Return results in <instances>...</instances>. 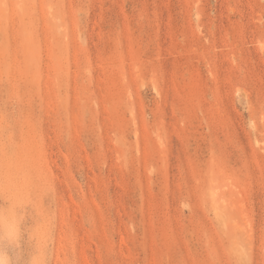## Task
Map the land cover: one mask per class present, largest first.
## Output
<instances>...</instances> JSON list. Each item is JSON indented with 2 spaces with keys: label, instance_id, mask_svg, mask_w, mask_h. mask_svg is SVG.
Returning <instances> with one entry per match:
<instances>
[{
  "label": "rangeland",
  "instance_id": "rangeland-1",
  "mask_svg": "<svg viewBox=\"0 0 264 264\" xmlns=\"http://www.w3.org/2000/svg\"><path fill=\"white\" fill-rule=\"evenodd\" d=\"M4 229L25 264H264V0H0Z\"/></svg>",
  "mask_w": 264,
  "mask_h": 264
},
{
  "label": "clouds",
  "instance_id": "clouds-1",
  "mask_svg": "<svg viewBox=\"0 0 264 264\" xmlns=\"http://www.w3.org/2000/svg\"><path fill=\"white\" fill-rule=\"evenodd\" d=\"M10 249L14 255L10 254ZM0 264H25L18 238L11 229L0 232ZM27 264H46V260L37 249Z\"/></svg>",
  "mask_w": 264,
  "mask_h": 264
}]
</instances>
